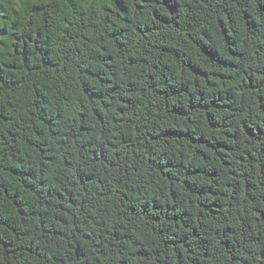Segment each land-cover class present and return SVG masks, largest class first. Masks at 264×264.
<instances>
[{
    "label": "trees",
    "instance_id": "trees-1",
    "mask_svg": "<svg viewBox=\"0 0 264 264\" xmlns=\"http://www.w3.org/2000/svg\"><path fill=\"white\" fill-rule=\"evenodd\" d=\"M0 264H264V0H0Z\"/></svg>",
    "mask_w": 264,
    "mask_h": 264
}]
</instances>
